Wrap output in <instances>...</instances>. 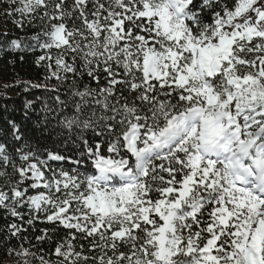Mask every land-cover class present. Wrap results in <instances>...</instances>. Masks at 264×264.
<instances>
[{
	"label": "snow or ice",
	"instance_id": "6c2138e0",
	"mask_svg": "<svg viewBox=\"0 0 264 264\" xmlns=\"http://www.w3.org/2000/svg\"><path fill=\"white\" fill-rule=\"evenodd\" d=\"M5 16L41 22L31 46L67 85L57 126L79 147L64 170L49 161L71 156L0 143V209L65 230L39 264H264V0H11ZM24 231L5 226L9 264L37 259Z\"/></svg>",
	"mask_w": 264,
	"mask_h": 264
},
{
	"label": "trees",
	"instance_id": "16d2710c",
	"mask_svg": "<svg viewBox=\"0 0 264 264\" xmlns=\"http://www.w3.org/2000/svg\"><path fill=\"white\" fill-rule=\"evenodd\" d=\"M5 3H11V0L0 1V143H7L9 150L12 148H21L30 146L42 159L47 157L43 155L45 150H56L62 155L71 156L72 159L63 161H49L54 169L63 168L69 170L77 167L74 160L79 156V147L76 143L65 144L60 138L61 135L68 137V132L57 126V118L60 115L59 104L55 100L57 95L61 99L65 98L67 85L60 87L59 91H52L53 86L58 85L55 79H46L48 75L47 62L37 64V58L44 55V51L38 47H33L32 37L39 31L40 21L37 19L31 26L25 25L19 28L13 22L19 17L5 16ZM21 41L20 47H14L12 41ZM55 52L52 53L55 56ZM29 84H40L41 87H30ZM47 85V87H44ZM27 88V90H25ZM31 101V105L27 102ZM51 110V111H49ZM10 122H15L19 134L23 137L16 141ZM47 125V127H46ZM55 127L56 131L49 136V131ZM85 138L91 136V132L84 133ZM81 170L84 165L82 164ZM11 169H9L10 171ZM51 175L50 173H46ZM31 194H35V190ZM24 220L11 217L4 209H0V241L3 240L6 233L5 226L10 223L22 224L25 231L22 236H26L31 245V251L36 253L37 259L31 256L27 257L29 264H39L38 257L40 249L47 259L49 246L54 247L55 242L65 235V230L53 224L44 221V214H38V219L34 220L32 226L27 224L29 209L22 207ZM49 230V239L43 243H38L36 236L41 235V229ZM19 240L13 238L11 244L7 247L18 245ZM29 248L27 241L23 245ZM22 260L23 257H9L4 255V249L0 248V264H9L10 261Z\"/></svg>",
	"mask_w": 264,
	"mask_h": 264
},
{
	"label": "rangeland",
	"instance_id": "374dc122",
	"mask_svg": "<svg viewBox=\"0 0 264 264\" xmlns=\"http://www.w3.org/2000/svg\"><path fill=\"white\" fill-rule=\"evenodd\" d=\"M1 1V0H0Z\"/></svg>",
	"mask_w": 264,
	"mask_h": 264
}]
</instances>
